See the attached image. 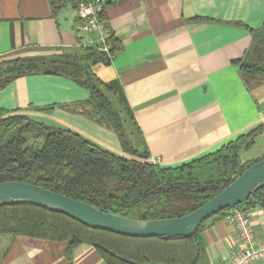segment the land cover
<instances>
[{"label":"crops","instance_id":"crops-1","mask_svg":"<svg viewBox=\"0 0 264 264\" xmlns=\"http://www.w3.org/2000/svg\"><path fill=\"white\" fill-rule=\"evenodd\" d=\"M106 15L122 48L111 65L94 72L121 84L152 162L178 166L264 123V82L248 87L236 64L264 27V0H117ZM79 24L72 4L54 15L50 0H0V61L76 49ZM89 97L69 79L28 76L0 90V109L21 110L121 155L112 130L62 107ZM51 105L52 115L31 109ZM247 212L264 236V209ZM232 213L209 220L202 233L211 264L227 263L237 248ZM1 251L2 264H107L86 243L70 248L67 242L5 236Z\"/></svg>","mask_w":264,"mask_h":264},{"label":"trees","instance_id":"trees-1","mask_svg":"<svg viewBox=\"0 0 264 264\" xmlns=\"http://www.w3.org/2000/svg\"><path fill=\"white\" fill-rule=\"evenodd\" d=\"M88 2L50 0L54 15L69 4L78 9ZM109 4L99 14L108 26ZM253 40L244 57L236 61L248 87L264 82V37L256 38L254 34ZM109 41L108 51L78 47L0 61V90L28 76H56L75 82L89 92V99L62 107L80 111L112 130L125 156L71 130L40 122L21 110L0 109V184H33L116 216L164 220L196 211L264 158H241L242 151H250L264 134L262 123L218 150L178 166L164 167L151 162L121 84L104 82L94 72L97 65H111L122 48L113 32ZM55 108L31 107L46 115H52ZM253 196V201L222 211L209 220L224 218L236 210L264 209V187ZM209 220L195 236L167 241L92 229L68 216L33 205L0 206V264L1 238L5 236L67 242L70 248L90 244L99 250L107 264H211L202 236Z\"/></svg>","mask_w":264,"mask_h":264},{"label":"water","instance_id":"water-1","mask_svg":"<svg viewBox=\"0 0 264 264\" xmlns=\"http://www.w3.org/2000/svg\"><path fill=\"white\" fill-rule=\"evenodd\" d=\"M264 37V27L255 33ZM264 187V158L237 177L226 189L189 215L164 220H133L101 210L42 187L21 183L0 184V206L33 205L63 214L89 228L132 238H162L172 241L195 236L201 225L222 211L254 200Z\"/></svg>","mask_w":264,"mask_h":264},{"label":"built area","instance_id":"built-area-1","mask_svg":"<svg viewBox=\"0 0 264 264\" xmlns=\"http://www.w3.org/2000/svg\"><path fill=\"white\" fill-rule=\"evenodd\" d=\"M115 1L117 0H89L77 9L80 22L78 47H100L104 51L110 49L112 30L100 19L99 14L103 6ZM88 35H93L95 40L89 39ZM230 222L237 240V248L233 250L230 260L225 264L264 263V236L257 234L252 226L250 214L244 210H236L232 213Z\"/></svg>","mask_w":264,"mask_h":264},{"label":"rangeland","instance_id":"rangeland-1","mask_svg":"<svg viewBox=\"0 0 264 264\" xmlns=\"http://www.w3.org/2000/svg\"><path fill=\"white\" fill-rule=\"evenodd\" d=\"M263 155H264V134L258 137L255 146L250 151H242L241 158L244 160L253 159V158L256 159V158H261ZM119 156H125V154L122 153Z\"/></svg>","mask_w":264,"mask_h":264}]
</instances>
